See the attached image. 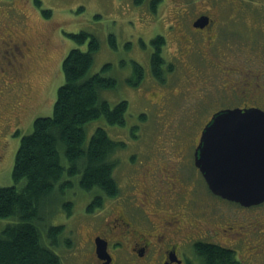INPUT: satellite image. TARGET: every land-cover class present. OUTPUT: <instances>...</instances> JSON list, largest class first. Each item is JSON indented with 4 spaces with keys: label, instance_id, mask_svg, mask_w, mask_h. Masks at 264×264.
I'll return each instance as SVG.
<instances>
[{
    "label": "rangeland",
    "instance_id": "obj_1",
    "mask_svg": "<svg viewBox=\"0 0 264 264\" xmlns=\"http://www.w3.org/2000/svg\"><path fill=\"white\" fill-rule=\"evenodd\" d=\"M151 2L0 0V33L4 31L8 36L13 31V35H9L21 40L28 38L30 47V50H25L21 46L27 55L25 59H20L15 51L9 49L11 46L0 49V187L12 184L11 170L21 137L32 131L34 119L52 114L56 91L63 83V58L73 48L82 51L87 48L85 44L77 45L67 36L69 33L83 31L98 41L89 75L100 72L108 64L103 74L116 80L113 88L100 91V98L110 106L121 100L127 102L123 126L110 125L103 117L84 125L86 142L100 127L110 139L125 144L116 150L113 157L119 160L114 174L121 184L125 180L126 164L123 162L127 157L133 155L140 160L149 153L181 159V155L190 153L189 138L200 134L209 115L219 104L241 102L240 95L220 98L206 91L210 87L206 82H209L212 70L204 61L195 66L192 55L179 54L175 32L171 29L179 26L178 21L185 24L190 17L205 12L222 21L223 26H230L235 33L229 30L223 57H226V62L244 64L243 69L252 67L251 72L241 75L243 80L264 84V67L260 66L264 62V0H160L155 2L154 10ZM44 10L49 11L48 16L43 14ZM157 35L165 40L162 57L166 63L173 64L170 71L164 69L158 78L153 76L149 65L150 40ZM44 38L47 44H43ZM109 38L114 39V48ZM252 58L263 61L250 64ZM133 62L143 69L142 79L135 86ZM17 65L23 68L21 78L11 76L16 74ZM256 96L258 104H264V95ZM155 155L151 159L158 158ZM196 190L197 201L208 197L207 189L199 180ZM92 197L90 192L78 186L57 187L39 215L42 223L39 230L41 237L45 238L44 244L60 256L62 264H82L78 242L87 230L88 222L92 221V216L86 213ZM67 202L73 204L70 215L64 206ZM213 205L211 222L220 233L225 223L243 226L245 223V228H249L250 222H258L264 231V204L254 209L256 213L250 210V215L258 217L253 220L237 217L236 213H241V210L235 211L231 204H222L214 199ZM222 212L225 216L220 215ZM11 222L10 217L0 219V229ZM57 225H62L63 230L57 244L50 246L46 229ZM249 264H264V252Z\"/></svg>",
    "mask_w": 264,
    "mask_h": 264
},
{
    "label": "flooded vegetation",
    "instance_id": "obj_2",
    "mask_svg": "<svg viewBox=\"0 0 264 264\" xmlns=\"http://www.w3.org/2000/svg\"><path fill=\"white\" fill-rule=\"evenodd\" d=\"M200 17H206V23L202 27H195L194 23ZM178 22L179 26L171 29L175 32L179 54L186 57L192 55L195 66H200L204 61L212 70L211 78L206 82L210 87L206 91L220 98L241 96L240 104H219L211 115L226 108L262 109L264 104H258L256 95H264V84L247 82L241 77L243 73L251 72L252 67L243 69L244 64L226 62V57L222 55L229 30L235 31L205 12L190 17L185 24ZM9 34L13 35V31ZM9 34L6 36L4 31L0 33V49L11 46L8 48L15 51L20 59L27 58L25 50H30L28 38L21 40ZM158 36L162 37H155ZM155 37L151 38V45ZM162 39L163 50L165 40ZM13 40L16 42L13 43ZM44 41L46 38L43 44H47ZM21 46L25 48L24 51ZM260 61L263 60L252 58L250 64ZM165 66L170 71L173 64L165 62ZM260 66L264 67V62ZM22 69L17 65L16 74L12 73L11 76L21 78ZM248 86L250 88L247 89ZM247 99L253 102L248 103ZM199 137L200 134L189 138L187 144L190 153L181 155V159L163 154L159 158L147 153L140 160L133 158V155L124 160L126 175L123 184L118 182L117 175H113L118 186L115 195L105 197L102 193L97 194L102 198L101 204L93 211L86 209L92 221L88 222V228L78 242L82 264H203L198 253L199 244L211 245L221 252L230 251L240 264L252 263L262 255L264 231L261 223L250 222L249 228H245V223L244 226L225 223L221 224L225 226L221 233L219 228H214L211 222L214 199L222 204H231L235 211L241 210L236 216L244 220L258 218L250 215V210L256 213L254 209L264 203L244 207L210 192L194 164ZM154 155L158 158L151 159ZM197 180L204 184L208 193V197L199 201L196 197ZM225 212L228 214L227 210ZM224 214L222 212L220 215Z\"/></svg>",
    "mask_w": 264,
    "mask_h": 264
},
{
    "label": "trees",
    "instance_id": "obj_3",
    "mask_svg": "<svg viewBox=\"0 0 264 264\" xmlns=\"http://www.w3.org/2000/svg\"><path fill=\"white\" fill-rule=\"evenodd\" d=\"M158 1L152 0L153 9ZM43 14L48 16L49 11L44 10ZM67 36L87 48L85 51L73 48L63 58V83L56 91L52 114L34 119L32 131L21 137L11 170L12 184L0 187V219L12 218L11 223L0 229V264H62L60 256L44 244L39 230L42 228L39 215L57 187L78 186L90 192L93 197L87 206L89 211L101 204L102 198L97 194L112 197L117 191L113 175L118 161L113 157L125 144L110 139L100 127L86 142L84 125L103 117L110 125L123 126L127 102L121 100L110 106L100 98L102 89L116 84L114 78L103 74L108 64L89 75L99 47L97 39L83 31ZM109 43L115 47L110 38ZM152 45L154 53L149 57V65L153 76L158 78L168 68L161 54L162 37H155ZM131 67L135 86L142 79L143 69L136 62ZM72 205L64 204L68 215ZM46 230L49 245L55 246L63 226H49ZM198 253L203 264H240L232 252H221L211 245L199 244Z\"/></svg>",
    "mask_w": 264,
    "mask_h": 264
},
{
    "label": "water",
    "instance_id": "obj_4",
    "mask_svg": "<svg viewBox=\"0 0 264 264\" xmlns=\"http://www.w3.org/2000/svg\"><path fill=\"white\" fill-rule=\"evenodd\" d=\"M206 17L194 23L202 27ZM194 164L214 195L244 207L264 202V111L228 108L203 127Z\"/></svg>",
    "mask_w": 264,
    "mask_h": 264
}]
</instances>
